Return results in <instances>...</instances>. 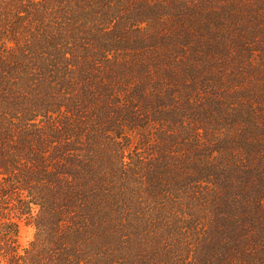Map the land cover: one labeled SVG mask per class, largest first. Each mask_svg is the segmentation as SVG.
<instances>
[{
	"label": "trees",
	"instance_id": "16d2710c",
	"mask_svg": "<svg viewBox=\"0 0 264 264\" xmlns=\"http://www.w3.org/2000/svg\"><path fill=\"white\" fill-rule=\"evenodd\" d=\"M0 264H264V0H0Z\"/></svg>",
	"mask_w": 264,
	"mask_h": 264
},
{
	"label": "rangeland",
	"instance_id": "374dc122",
	"mask_svg": "<svg viewBox=\"0 0 264 264\" xmlns=\"http://www.w3.org/2000/svg\"><path fill=\"white\" fill-rule=\"evenodd\" d=\"M19 235L22 245H26L33 238V228L30 225L21 224Z\"/></svg>",
	"mask_w": 264,
	"mask_h": 264
}]
</instances>
